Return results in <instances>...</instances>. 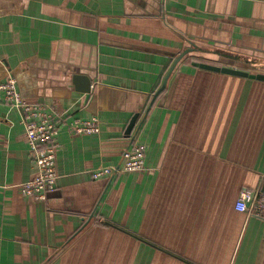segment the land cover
Returning a JSON list of instances; mask_svg holds the SVG:
<instances>
[{
	"label": "crops",
	"instance_id": "crops-1",
	"mask_svg": "<svg viewBox=\"0 0 264 264\" xmlns=\"http://www.w3.org/2000/svg\"><path fill=\"white\" fill-rule=\"evenodd\" d=\"M16 1L0 58L60 123L58 178L25 192L23 113L0 101V264H264V220L236 208L264 191V80L194 63L264 72V0ZM91 117L99 132L72 129ZM134 141L143 170L93 176Z\"/></svg>",
	"mask_w": 264,
	"mask_h": 264
},
{
	"label": "built area",
	"instance_id": "built-area-1",
	"mask_svg": "<svg viewBox=\"0 0 264 264\" xmlns=\"http://www.w3.org/2000/svg\"><path fill=\"white\" fill-rule=\"evenodd\" d=\"M24 9L16 0H0V16L21 14ZM34 82L28 72L11 68L0 58V101L7 102L23 113V124L30 147V156L37 164V174L23 183L27 194L38 200H46L56 189L58 178L57 136L60 123L48 114L44 107L29 100ZM77 133H96L100 131L96 117L80 118L71 123ZM146 146L137 141L124 151L119 166H100L94 170V177L115 176L124 171L143 170L146 164ZM236 208L249 215L264 220V191L257 187L245 189L237 200Z\"/></svg>",
	"mask_w": 264,
	"mask_h": 264
},
{
	"label": "water",
	"instance_id": "water-1",
	"mask_svg": "<svg viewBox=\"0 0 264 264\" xmlns=\"http://www.w3.org/2000/svg\"><path fill=\"white\" fill-rule=\"evenodd\" d=\"M195 45H196L195 48L188 47V48L184 49L181 52V54H179V56L175 59V61L173 62L172 66L169 68L167 74L164 77L162 87L156 92L153 101L155 100V97L166 87V84H167L169 76L171 75V73L173 72V70L175 69L177 64L181 61L182 58L186 57L189 53H191V52H193L195 50H196V52L197 51L203 52L202 48H199V46L196 43H195ZM194 63H195L196 66H199L201 68L210 69V70H213V71L229 73V74H236V75H241V76H249V77H253V78H258V79L264 80V72L252 73V72H250L247 69L236 68V67L229 66V65H219V64H214V63L204 62V61H195ZM133 122H132L130 128L134 124Z\"/></svg>",
	"mask_w": 264,
	"mask_h": 264
},
{
	"label": "trees",
	"instance_id": "trees-1",
	"mask_svg": "<svg viewBox=\"0 0 264 264\" xmlns=\"http://www.w3.org/2000/svg\"><path fill=\"white\" fill-rule=\"evenodd\" d=\"M195 61H202V60H200V59H196Z\"/></svg>",
	"mask_w": 264,
	"mask_h": 264
}]
</instances>
